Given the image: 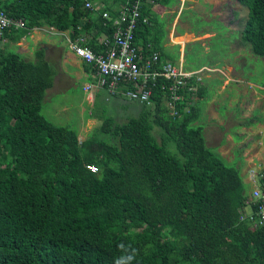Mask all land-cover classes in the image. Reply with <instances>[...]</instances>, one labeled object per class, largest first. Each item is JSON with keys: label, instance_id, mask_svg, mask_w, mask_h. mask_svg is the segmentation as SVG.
I'll use <instances>...</instances> for the list:
<instances>
[{"label": "trees", "instance_id": "1", "mask_svg": "<svg viewBox=\"0 0 264 264\" xmlns=\"http://www.w3.org/2000/svg\"><path fill=\"white\" fill-rule=\"evenodd\" d=\"M103 1L114 19L126 2ZM235 1L249 10L241 40L264 58V0ZM152 9H143L149 24L139 21L136 44L169 61ZM0 10L25 22L0 42L36 28L71 40L96 29L87 46L101 53L115 29L83 0H0ZM52 84L47 64L0 51V264H264V226L241 220L249 197L241 167L227 166L196 126L203 86L175 118L160 81L141 116L107 118L80 139L42 114Z\"/></svg>", "mask_w": 264, "mask_h": 264}, {"label": "rangeland", "instance_id": "2", "mask_svg": "<svg viewBox=\"0 0 264 264\" xmlns=\"http://www.w3.org/2000/svg\"><path fill=\"white\" fill-rule=\"evenodd\" d=\"M165 5L152 7L158 19L156 29L160 32V48L164 57L179 56L180 47L175 43L185 39V44H180L185 53L215 66V70L202 74V86L205 72H213V78L205 80L206 93L198 100L201 116L196 126L203 128L207 146L222 157L227 166L241 167V175L250 194L254 185L248 182V171L264 162V58L255 56L251 46L241 40L249 10L235 0H167ZM115 7L118 10L121 5L116 4ZM31 36L28 34L25 39L29 42V49L36 51L51 40H59L47 27L32 30ZM58 43L66 46L63 41ZM0 51L20 55L21 50L4 40L0 42ZM22 57L25 60L29 58L23 54ZM225 65L232 66L235 71L230 73ZM240 88L247 92L240 91L242 96L235 95L236 89ZM125 104L130 105L134 113L132 110H118L112 103L109 109H96L95 113L103 120L100 119L93 128H100L107 118L119 124L126 123L128 117H139L146 110L139 102ZM249 122L252 125H247ZM67 125L79 132L78 121L73 120ZM91 132L81 136L86 138ZM157 138L159 140L160 136ZM170 146L173 154L179 156L176 146L172 143Z\"/></svg>", "mask_w": 264, "mask_h": 264}, {"label": "built area", "instance_id": "3", "mask_svg": "<svg viewBox=\"0 0 264 264\" xmlns=\"http://www.w3.org/2000/svg\"><path fill=\"white\" fill-rule=\"evenodd\" d=\"M162 0H126L118 11L117 17H112L106 9L107 2L103 0H83L84 7L93 14H102L104 26L114 22L112 38L102 41L105 50L95 53L87 46V32L81 31L80 36L70 42V50L85 63L91 66L98 79V87L106 89L111 95H118L120 89H127L133 84V89H127L123 94L130 101L151 105L152 88L158 82H163L167 90V108L172 115L178 117V107L186 103L193 105L202 87L204 71H188L179 65L165 60L151 45L136 44V30L142 20L149 24L148 17H142L144 7H155ZM25 28L22 19H15L0 10V40L7 31H19ZM96 32V29H93ZM92 89L89 85L86 90ZM188 112V108H185ZM89 169L96 172L94 166ZM248 182L253 184V190L245 202L247 209L241 220L247 219L253 228L264 226V162L256 169H249Z\"/></svg>", "mask_w": 264, "mask_h": 264}, {"label": "crops", "instance_id": "4", "mask_svg": "<svg viewBox=\"0 0 264 264\" xmlns=\"http://www.w3.org/2000/svg\"><path fill=\"white\" fill-rule=\"evenodd\" d=\"M37 29V28H36ZM42 29V28H40ZM50 29L51 34L57 37L58 41H52L47 45L40 46V50L29 49V42L25 37L21 38L17 42L12 40L11 35L5 40L16 45L20 48V55H28L26 61L34 62L37 64L48 65L51 72L52 87L46 90L45 97L42 103V114L44 117L57 126H66L74 121L80 123L79 137L80 139H85V135L91 132L93 127L100 123V119L103 120L102 116H98L96 109H101L112 104L115 105L118 110L134 113V109L125 104L131 103L123 92L124 88L120 89L118 95H111L106 89L98 87V79L95 76L94 70L90 65L85 63L82 59L78 58L69 48L71 40L70 32H60L55 29ZM34 30V29H33ZM92 34L87 33V39L89 40L94 36V31ZM58 33V34H57ZM31 36V33H30ZM33 38V36H31ZM104 38V37H103ZM101 38V43L102 39ZM40 39V37H39ZM59 41L65 42V45L59 44ZM176 42V40H174ZM180 41V42H179ZM185 39L178 40L175 44L181 53L175 58H170L169 61L181 66L188 71H199L202 69L215 70V66L209 65L208 61H200L196 56L188 55L185 53L183 47L180 44H185ZM38 53L40 58L37 57ZM171 59V60H170ZM226 60L224 61V63ZM227 70L235 71L232 66L225 65ZM188 67V68H187ZM205 80L213 78L211 75L213 72H205ZM205 80L202 90L206 93ZM91 85L92 89L86 90V88ZM223 88V87H222ZM240 91H245V89H236L235 95L242 96ZM202 98V97H201ZM201 112V111H200ZM201 116V114H200ZM135 118L134 116L128 117L127 119ZM68 126V125H67ZM66 126V127H67ZM93 132V131H92Z\"/></svg>", "mask_w": 264, "mask_h": 264}]
</instances>
